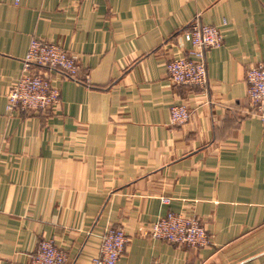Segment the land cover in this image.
<instances>
[{"label":"crops","instance_id":"obj_1","mask_svg":"<svg viewBox=\"0 0 264 264\" xmlns=\"http://www.w3.org/2000/svg\"><path fill=\"white\" fill-rule=\"evenodd\" d=\"M196 18L224 36L206 90L166 68ZM33 37L76 54L77 80L51 74L54 108L9 111ZM262 60L264 0H0V264H30L49 238L91 264L108 226L129 238L117 264H264V123L246 83ZM180 100L192 115L172 125ZM169 210L198 215L210 245L142 234Z\"/></svg>","mask_w":264,"mask_h":264},{"label":"built area","instance_id":"obj_2","mask_svg":"<svg viewBox=\"0 0 264 264\" xmlns=\"http://www.w3.org/2000/svg\"><path fill=\"white\" fill-rule=\"evenodd\" d=\"M191 44L186 54H180L167 62V74L175 85L197 86L206 90L208 75L206 52L223 43V31L219 26L193 20L182 32ZM78 56L58 43L33 37L23 60L21 76L7 94V108L14 110H42L54 108L60 102V87L52 81L51 74L77 80ZM87 82L88 77H87ZM248 114L264 123V60L249 64L246 69ZM192 112L187 102L180 100L170 107V123L184 125ZM170 203V198H163ZM146 237L166 240L186 248H205L210 245L211 236L201 218L188 212L169 210L164 216L142 230ZM129 238L121 226H108L103 233L98 254L91 264H117L126 251ZM67 252L57 246L54 238L40 240L30 255V264H67ZM150 264H174L153 260Z\"/></svg>","mask_w":264,"mask_h":264},{"label":"rangeland","instance_id":"obj_3","mask_svg":"<svg viewBox=\"0 0 264 264\" xmlns=\"http://www.w3.org/2000/svg\"><path fill=\"white\" fill-rule=\"evenodd\" d=\"M163 200V199H162Z\"/></svg>","mask_w":264,"mask_h":264}]
</instances>
